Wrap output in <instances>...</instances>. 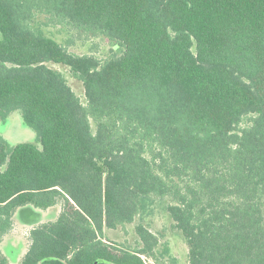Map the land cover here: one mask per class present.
Here are the masks:
<instances>
[{
	"label": "trees",
	"instance_id": "trees-1",
	"mask_svg": "<svg viewBox=\"0 0 264 264\" xmlns=\"http://www.w3.org/2000/svg\"><path fill=\"white\" fill-rule=\"evenodd\" d=\"M16 110L40 145L0 144V241L17 209L63 205L22 264L157 259V201L188 264H264V0H0V118ZM132 225L135 248L106 240Z\"/></svg>",
	"mask_w": 264,
	"mask_h": 264
},
{
	"label": "rangeland",
	"instance_id": "rangeland-1",
	"mask_svg": "<svg viewBox=\"0 0 264 264\" xmlns=\"http://www.w3.org/2000/svg\"><path fill=\"white\" fill-rule=\"evenodd\" d=\"M46 31L75 54H92L105 58L111 49L108 41L104 39L88 38L76 30L63 26L48 27ZM52 68L64 74L74 91L80 97H84L82 84L73 78L67 69L58 65H52ZM25 143L40 145V136L35 128L25 122L23 111L16 110L1 117L0 144L15 148ZM153 209V215L148 216L146 221L150 230L160 239V250L157 259L145 257V264H188L186 244L172 227L164 203L157 201ZM62 210L63 205L60 204L48 209L33 205L17 209L11 219L12 230L0 241V258L7 264H22L31 245V232L38 227L56 222ZM105 237L117 247H136L134 225L118 231L107 230Z\"/></svg>",
	"mask_w": 264,
	"mask_h": 264
},
{
	"label": "flooded vegetation",
	"instance_id": "flooded-vegetation-1",
	"mask_svg": "<svg viewBox=\"0 0 264 264\" xmlns=\"http://www.w3.org/2000/svg\"><path fill=\"white\" fill-rule=\"evenodd\" d=\"M1 255V254H0ZM3 257V256H2ZM4 261V259L2 258H0V262H3ZM5 262V261H4ZM5 264H7L6 262H5Z\"/></svg>",
	"mask_w": 264,
	"mask_h": 264
},
{
	"label": "built area",
	"instance_id": "built-area-1",
	"mask_svg": "<svg viewBox=\"0 0 264 264\" xmlns=\"http://www.w3.org/2000/svg\"><path fill=\"white\" fill-rule=\"evenodd\" d=\"M142 259L145 261V257H142Z\"/></svg>",
	"mask_w": 264,
	"mask_h": 264
}]
</instances>
